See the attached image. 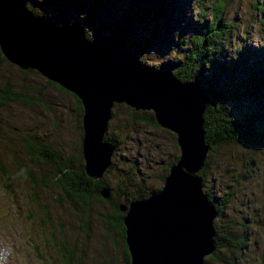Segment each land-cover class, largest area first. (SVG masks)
I'll return each instance as SVG.
<instances>
[{"label": "rangeland", "instance_id": "rangeland-1", "mask_svg": "<svg viewBox=\"0 0 264 264\" xmlns=\"http://www.w3.org/2000/svg\"><path fill=\"white\" fill-rule=\"evenodd\" d=\"M42 1L26 0V7L33 11L31 3L35 2L42 8ZM212 1L183 0L173 8V27L186 28L188 20L195 25L209 18ZM222 1V18L232 27L220 44L219 55L231 60L241 52L247 63H256L264 53V11L254 3L264 5V0ZM122 3L115 0L107 10L113 13ZM57 6L58 0H54L44 13L56 24L60 23ZM84 10L85 6L67 4L62 15L82 22ZM33 12L42 14L40 10ZM97 29L99 35H109L113 23L102 16L84 27L85 36L91 39ZM145 35L144 28L137 25L123 44L143 65L168 67L177 53L184 52L177 32L170 35V42L159 36L155 44L135 52ZM6 81L15 90L39 98L0 104V157L10 174L9 179L0 175V264H131L122 234L107 222V213H111L108 200L92 196L86 210L77 199L69 204L52 183L50 164L26 150V144L35 138L53 145L60 159L71 166L83 164L80 100L77 102L71 91L55 85L36 69L23 71L0 51V83ZM228 105L237 114V106L250 113L264 105V95ZM152 120L151 109H134L124 102H115L111 108L103 138L115 148L103 186L113 195L119 191V201L131 200L125 199L126 193H138L141 186L144 196L158 190L169 165L179 156L175 133ZM256 125L264 128V116ZM205 161L202 190H208L212 200L227 202L213 220L215 240L224 244L202 264H264V146L217 140L210 145ZM235 240H241L242 247L235 246Z\"/></svg>", "mask_w": 264, "mask_h": 264}, {"label": "water", "instance_id": "water-1", "mask_svg": "<svg viewBox=\"0 0 264 264\" xmlns=\"http://www.w3.org/2000/svg\"><path fill=\"white\" fill-rule=\"evenodd\" d=\"M0 51L78 97L89 177L101 176L110 165L115 144L103 134L115 102L151 109L155 121L175 133L180 153L162 186L118 204L131 264H202L215 252L217 208L202 190L200 173L210 147L203 118L209 94L199 81L181 80L169 67L151 69L118 35L89 39L81 21L56 24L28 9L25 0H0ZM99 191L110 195L106 186Z\"/></svg>", "mask_w": 264, "mask_h": 264}, {"label": "trees", "instance_id": "trees-1", "mask_svg": "<svg viewBox=\"0 0 264 264\" xmlns=\"http://www.w3.org/2000/svg\"><path fill=\"white\" fill-rule=\"evenodd\" d=\"M182 1L123 0V6L110 13L107 9L115 0H58V22L68 19L65 15H62V8L67 4L78 7L85 6L83 21L81 22L83 26L85 27L89 23L99 20L102 16H106L113 23L111 34L118 35L122 39L123 44L128 42L129 35L136 26L141 25L146 31V35L140 39L139 44H136L135 52H143L147 46L155 44L159 36H164L165 41L170 42V35H175V32H177L178 45L184 48V52L181 55L177 53L173 60L170 61L168 67L181 80L195 79L208 91L209 97L203 112L205 140L209 145L217 140H230L247 147L264 146V128L256 125V122L264 116V105L254 108L250 113L244 112L237 106L240 114H237L228 105L239 99H255L264 95V53L259 56L254 64L247 63L245 55L241 52L237 59L231 60L219 55L220 44L225 41L224 36L232 27V23L229 20H223L222 18V11L225 7V3L222 0L212 1V11L209 18L206 17L195 25H191L190 20H188L189 27L174 28L175 15L173 8L181 4ZM53 2L54 0H43L41 3L42 8L38 7L37 3L32 2V10H40V12L45 13V9L50 7ZM254 5L264 11L263 4L256 2ZM98 33V29L94 30L93 36ZM146 66L156 69L154 64ZM22 70L25 71L27 69ZM51 82L58 85L55 81ZM36 91L39 92V90ZM74 96L78 102V97ZM38 98L39 96L32 97L22 90H15L9 81L0 83V104L12 99L36 101ZM152 121L158 124L154 116ZM26 150L30 154H35L38 159L50 164L52 183L60 189L69 204L74 199H77L81 207L86 210L90 197H99L101 195L99 190L104 185L103 175L109 170L110 165L101 176L93 178L86 174L84 161L79 166H71L60 159L58 151L46 141L31 138L30 143L26 144ZM81 156L82 154L80 153ZM206 163L207 161H205L204 166ZM204 166L200 171L202 179L205 177ZM0 175L6 179L10 178V174L1 157ZM144 189L141 186L138 193L133 190L131 192L127 191L125 199L143 197ZM206 193L208 194L209 191L206 190ZM117 194H119V191L116 192V195L110 192L109 197H103L108 200L111 207V213H107L110 216V220L107 216L106 218L107 222H110V226L122 234L124 252L129 257V250L125 242V226L122 221L124 211L118 207L121 201L116 197ZM227 199L228 197L226 196L225 200ZM213 201L217 208V215H219L227 201L222 203H219L216 199ZM122 202L127 203L128 201ZM216 230L218 231V229ZM223 244V241L217 240L216 249ZM233 244L237 247H242L241 240H235ZM71 253L72 250H69V254ZM214 253L211 255H214Z\"/></svg>", "mask_w": 264, "mask_h": 264}, {"label": "bare ground", "instance_id": "bare-ground-1", "mask_svg": "<svg viewBox=\"0 0 264 264\" xmlns=\"http://www.w3.org/2000/svg\"><path fill=\"white\" fill-rule=\"evenodd\" d=\"M25 3H26V0H25Z\"/></svg>", "mask_w": 264, "mask_h": 264}]
</instances>
